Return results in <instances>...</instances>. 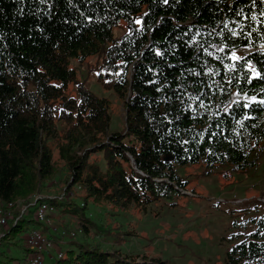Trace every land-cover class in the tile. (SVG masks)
Masks as SVG:
<instances>
[{"label": "trees", "instance_id": "trees-1", "mask_svg": "<svg viewBox=\"0 0 264 264\" xmlns=\"http://www.w3.org/2000/svg\"><path fill=\"white\" fill-rule=\"evenodd\" d=\"M93 57L95 81L126 109L118 130L111 101L77 74ZM263 154L264 0H0V204L61 176L66 192L44 199L88 235V205L145 212L185 190L175 165L245 172ZM29 221L3 230L0 264H13L5 252ZM246 221L252 229L216 264H264V208ZM124 234L104 231L117 244ZM67 242L76 251L52 264H171Z\"/></svg>", "mask_w": 264, "mask_h": 264}, {"label": "rangeland", "instance_id": "rangeland-1", "mask_svg": "<svg viewBox=\"0 0 264 264\" xmlns=\"http://www.w3.org/2000/svg\"><path fill=\"white\" fill-rule=\"evenodd\" d=\"M126 31L123 22H120L112 28L111 33L117 38ZM71 64L77 65L72 61ZM94 64V57L86 58L76 66L77 74L85 81L90 92L105 96L111 101L114 112L111 115L110 129L118 130L124 121V107L111 91L95 81V70L92 69ZM203 170L200 161L175 165L174 172L185 181V190L171 198H161L149 203L145 212L132 208L121 212L110 206L88 205L86 216L97 227L96 230L90 229L88 235L76 228V218L70 214L58 212L48 225L58 230L76 229L75 237L71 238L75 242L95 244L103 250L118 248L121 254L133 257L147 255L167 260L171 264H216L230 245L252 229L251 223L246 220L259 214L264 208L262 205L257 209L240 205L241 201L251 197H258L264 203V154L254 167L245 172L234 171L228 165L217 166L208 173ZM72 191L70 200L78 204L81 201V191L77 192L74 188ZM65 192L61 176H55L44 185L39 194L61 197ZM31 210L32 207H28L23 215L31 221L19 233V247L5 252L14 258L13 264L24 262V235L30 229L42 231L57 246L54 251L48 250L52 254L51 258L47 257L48 252H44L42 264H52L56 260L55 251L58 249L61 253L67 247L76 251V247L67 242L70 239L64 238L59 243L55 232L47 229L45 223L36 222L32 218ZM107 229L112 232L125 231L126 234L117 244L110 236L104 235ZM0 243L3 244L2 241Z\"/></svg>", "mask_w": 264, "mask_h": 264}, {"label": "built area", "instance_id": "built-area-1", "mask_svg": "<svg viewBox=\"0 0 264 264\" xmlns=\"http://www.w3.org/2000/svg\"><path fill=\"white\" fill-rule=\"evenodd\" d=\"M40 198L50 199L53 197L41 196L39 193L32 194L26 198V200H12L3 202L0 204V238L2 237L3 230L7 228L8 224L14 223L20 216L24 215V212L28 207H32L31 216L36 222L45 223V227L50 228L55 232V236L58 242H63L64 238L71 239L75 237V229H61L56 227H50L51 219L58 214L56 207L48 201L41 200ZM19 208L18 214H15L14 209ZM48 225V227L46 226ZM24 243L27 248L31 250L24 257L22 264H42L43 254L48 250L54 251L56 246L55 242L48 238L42 231L36 229L28 230L24 235ZM57 247V246H56ZM56 258H60L61 251H55ZM47 257L51 258L52 254L47 253Z\"/></svg>", "mask_w": 264, "mask_h": 264}, {"label": "water", "instance_id": "water-1", "mask_svg": "<svg viewBox=\"0 0 264 264\" xmlns=\"http://www.w3.org/2000/svg\"><path fill=\"white\" fill-rule=\"evenodd\" d=\"M244 51H245V50H244ZM123 110H124V115H125V113H126V109L124 108Z\"/></svg>", "mask_w": 264, "mask_h": 264}, {"label": "snow or ice", "instance_id": "snow-or-ice-1", "mask_svg": "<svg viewBox=\"0 0 264 264\" xmlns=\"http://www.w3.org/2000/svg\"><path fill=\"white\" fill-rule=\"evenodd\" d=\"M165 2H167V0H165Z\"/></svg>", "mask_w": 264, "mask_h": 264}]
</instances>
